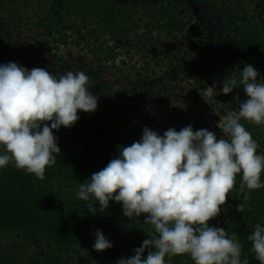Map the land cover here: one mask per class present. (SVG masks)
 I'll list each match as a JSON object with an SVG mask.
<instances>
[{"label": "clouds", "instance_id": "1", "mask_svg": "<svg viewBox=\"0 0 264 264\" xmlns=\"http://www.w3.org/2000/svg\"><path fill=\"white\" fill-rule=\"evenodd\" d=\"M219 84L207 88L205 95H228L243 86L247 97L234 96L239 111L228 112L218 122L221 137L207 128L194 131L191 125L179 131L170 128L163 135L145 127L140 140L117 146V157L79 186L77 197L94 201L88 208L93 214L97 202L104 212L115 201L122 204L125 217L146 214L144 223L154 228L134 255L116 264H166V256L170 264L171 257L185 254L194 264H249L241 259L238 234L209 221L221 213L237 174L242 173L241 190H249L245 199L252 190L264 188V154H257L258 142L241 123L243 119L264 125V76L245 63L238 77ZM90 87L86 70L53 74L18 62L0 64V169L14 161L17 169L45 180L46 169L61 154L54 130L73 126L79 111L93 113L98 108L99 98ZM94 236V250L113 247L102 230ZM247 239L259 264H264V225L257 223Z\"/></svg>", "mask_w": 264, "mask_h": 264}, {"label": "trees", "instance_id": "2", "mask_svg": "<svg viewBox=\"0 0 264 264\" xmlns=\"http://www.w3.org/2000/svg\"><path fill=\"white\" fill-rule=\"evenodd\" d=\"M194 2L197 6L214 12L221 19L223 40L228 43L231 37L234 41H239L242 56H250L251 65L264 76L263 59L253 60V57H264V0ZM17 5L18 0H0V64L18 62L30 70L27 59L12 49L13 39L5 29L10 26L9 22L15 24L21 21ZM180 8H184L182 0H168L155 9H145L135 21L131 13L116 16L115 11L107 6L101 8L97 16L102 20L104 33L121 40L126 38L132 27L134 31L142 30L143 36L151 37L156 32V42H159L160 34H164L172 42L188 39L190 36L192 46L196 49V44L202 42H197L194 29L188 25ZM72 27L69 21L64 24L61 16L53 13L39 20L36 28L41 37L42 48L54 55L60 49H67L71 40L68 32ZM77 33L80 34V31ZM83 42L87 55L95 63H102L103 59H107L97 37L89 35ZM209 43L214 41L210 39ZM170 48L175 50L173 45ZM225 63V68L214 73L218 77L223 74L221 85L231 75L238 77L245 65L236 64L229 57L225 59ZM198 75V81L204 83L198 84L197 81L196 85L205 92L213 84L205 80V75L201 72ZM189 77L193 79L192 76ZM78 115L80 119L73 126H62L58 131L54 130L61 154H56V164L46 169L45 180H39L33 174L17 169L14 161L0 169V235H25L33 238L35 243L46 244L45 250L34 264H76L70 261V255L92 245L96 230H102L108 239L121 238L125 244H130L132 251L140 247L145 239H150L148 235L154 234L153 226L144 223L146 214L129 219L123 215L122 204L115 201H110L104 212L99 211L100 205L97 202V212L93 214L88 208L94 201L85 202L77 197L79 186L90 182L88 179L93 173L99 172L111 159L117 157V146H129L142 136L136 126L118 120L100 108L93 113L79 111ZM241 123L252 134L259 147L264 149V125L257 126L243 119ZM0 154H3L2 150ZM261 181L264 182V172L261 174ZM242 183V173L237 174L234 189L228 194L221 213L209 223L211 226L224 228L229 233H237L243 246L241 259L247 258L249 264H259L255 253L251 251L252 242L247 236L254 231L257 223L264 225V188L252 190L250 198L245 199V193L249 190L245 186L242 191ZM241 205L242 209L239 210ZM120 247L122 245H117L114 252ZM111 249L102 252L108 253ZM146 256L147 251L145 258ZM165 261L169 264V257L166 256ZM104 264L108 262L104 261ZM170 264H194V261L185 254L171 257Z\"/></svg>", "mask_w": 264, "mask_h": 264}, {"label": "rangeland", "instance_id": "3", "mask_svg": "<svg viewBox=\"0 0 264 264\" xmlns=\"http://www.w3.org/2000/svg\"><path fill=\"white\" fill-rule=\"evenodd\" d=\"M165 1L168 0H18L21 21L15 24L9 22L10 26L5 29L13 39L12 49L27 59L30 70L44 68L53 74L86 70L92 82L89 90L99 98L98 108L136 126L141 134L145 127L163 135L170 128L179 131L191 125L194 131L207 128L219 138L223 133L217 127L218 122L228 112L239 111L234 96L239 95L241 100L247 97L243 86L228 95L218 93L207 97L196 85L198 72L213 85L220 82L219 87L222 86L223 74L218 77L214 73L227 66V57L236 64H251L250 56L243 57L240 53L239 41L231 37L228 43L223 40L221 19L214 12L197 6L194 0H182L184 8L180 11L188 25L193 27L197 42H202L197 43L194 49L190 36L172 42L160 34L159 42H156V32L151 37L143 36L142 30L134 31L132 27L126 38L121 40L104 33L102 20L97 16V12L107 6L115 11L116 16L131 13L135 21L145 9H155ZM142 6L145 8L142 9ZM52 13L60 15L64 24L69 21L73 26L68 32V35L71 34L70 45L67 49H60L56 55L42 48L36 28L39 20ZM89 35L97 37L103 45L107 59H103L102 63H95L87 55L83 41ZM210 39L214 43L210 44ZM172 45L175 50L170 48ZM256 59H263L264 62L262 55L253 57V60ZM201 82L198 81V84ZM257 154H264V149L258 147ZM109 240L113 244L110 252L96 251L92 244L72 253L70 261L76 264H104V261L116 264L120 258L134 255L130 244H125L121 238L112 237ZM34 241L25 235H0V264H34L46 247V244ZM117 245L122 247L114 252Z\"/></svg>", "mask_w": 264, "mask_h": 264}]
</instances>
